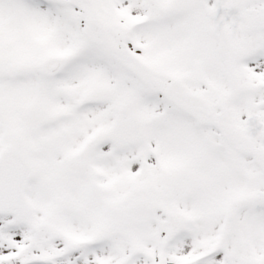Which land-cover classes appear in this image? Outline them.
<instances>
[{
    "label": "snow or ice",
    "instance_id": "6c2138e0",
    "mask_svg": "<svg viewBox=\"0 0 264 264\" xmlns=\"http://www.w3.org/2000/svg\"><path fill=\"white\" fill-rule=\"evenodd\" d=\"M0 264H264V0H0Z\"/></svg>",
    "mask_w": 264,
    "mask_h": 264
}]
</instances>
